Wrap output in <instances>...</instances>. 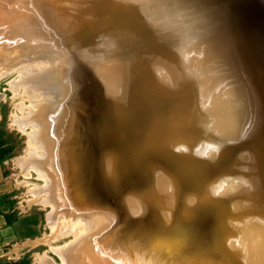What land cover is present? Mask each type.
Segmentation results:
<instances>
[{
  "label": "water",
  "instance_id": "1",
  "mask_svg": "<svg viewBox=\"0 0 264 264\" xmlns=\"http://www.w3.org/2000/svg\"><path fill=\"white\" fill-rule=\"evenodd\" d=\"M176 1L264 83V0ZM0 43L59 58L64 98L46 110L66 198L104 215L92 232L112 263L247 264L222 199H202L217 173L193 144L209 128L143 0H0Z\"/></svg>",
  "mask_w": 264,
  "mask_h": 264
},
{
  "label": "bare ground",
  "instance_id": "2",
  "mask_svg": "<svg viewBox=\"0 0 264 264\" xmlns=\"http://www.w3.org/2000/svg\"><path fill=\"white\" fill-rule=\"evenodd\" d=\"M143 6L148 19L166 36L174 65L194 84L197 111L209 128V136L193 144V154L205 159L217 173V182L210 184L202 199H222L226 207L227 248L247 264H264V83L253 64L220 35L203 11L176 0H143ZM207 52L212 56L211 62ZM49 60L50 65L43 62L18 65L19 73L13 81L14 88L21 86L30 99L27 107L20 106L18 126L29 128L28 143L33 157H23L22 162L33 167L44 180L42 186L36 187L42 202L51 201L59 209L61 197L66 208L77 215L81 211L66 198L46 110L64 98L62 76L60 81L51 82V76L60 68L59 58ZM52 61H58L54 68ZM204 81H207L205 87ZM46 83L52 87H46ZM54 88L61 92H54ZM220 154L222 158L212 163ZM69 218L70 224L63 222H67L74 235L77 232V238L65 248V253L62 251L67 254L65 260L78 254V242L89 227L96 230L104 226L99 223L94 229L95 224L86 219ZM96 245L89 260L114 264L104 253L102 244Z\"/></svg>",
  "mask_w": 264,
  "mask_h": 264
},
{
  "label": "rangeland",
  "instance_id": "3",
  "mask_svg": "<svg viewBox=\"0 0 264 264\" xmlns=\"http://www.w3.org/2000/svg\"><path fill=\"white\" fill-rule=\"evenodd\" d=\"M196 26L198 25L196 24ZM36 51H32V53L30 49L19 45L0 43V74L2 73L3 75H0V153L4 171V179L0 183V200L1 203H4L5 209H8L13 214L12 216L15 215L16 219L15 228L13 229L16 240L12 241L11 244H2L0 246V264H105L102 260L98 262L89 260L93 255L92 249L95 246L97 247L96 244L99 242L93 232H91L92 229L90 227L85 232L84 238L78 242V254L72 259L70 258V260H65L67 259V254H64L65 248L67 249L75 241L77 235L76 231L74 235L73 230L67 226V222L70 224L69 217L77 218L78 216L84 220L86 219L91 224L96 225H94L95 229V227L99 226V223L104 224V215L98 211H81L77 215L71 213L70 208H66L64 199H61V197L60 202L62 201L61 203L64 204L62 206L59 202V209H56L55 204L51 201L42 202L43 198L41 199L42 196H39V193L36 192V187L42 186L44 180L38 176L39 174L36 173L33 167H26L22 162V159L29 157L32 153L30 154L28 143L27 132L29 128L27 126L25 130L22 127L20 129L18 118L22 113L20 106L27 107L30 99L21 86L14 88L13 81L19 73L18 65L25 62H43L42 64L50 65L51 61L49 59L55 60V57L48 55V53ZM206 54L207 56L209 55L207 58L211 62L213 60L211 54L209 52ZM52 62L54 68L55 62L58 61ZM213 66L218 70L216 65L213 64ZM59 69L57 68L56 75L51 76V82L61 80V71ZM207 81L203 82V87H205ZM45 85L48 88L52 87L49 83ZM225 86L228 89L230 88L226 80ZM55 91L61 92L54 88ZM16 119L17 121H15ZM23 131H26V133ZM220 156L221 154L212 163L216 164ZM64 216L66 217L65 219ZM63 220L67 222H63ZM55 222H58L57 225L54 224ZM86 233L88 234L86 235ZM70 251H72V248Z\"/></svg>",
  "mask_w": 264,
  "mask_h": 264
},
{
  "label": "crops",
  "instance_id": "4",
  "mask_svg": "<svg viewBox=\"0 0 264 264\" xmlns=\"http://www.w3.org/2000/svg\"><path fill=\"white\" fill-rule=\"evenodd\" d=\"M4 179V171L2 165V158L0 153V183ZM8 209H5L4 203L0 200V246L2 244H8L16 240V235L14 234L15 228V215L12 216Z\"/></svg>",
  "mask_w": 264,
  "mask_h": 264
}]
</instances>
